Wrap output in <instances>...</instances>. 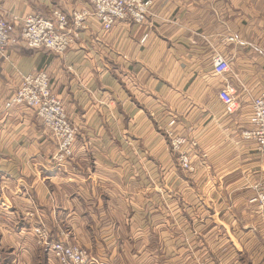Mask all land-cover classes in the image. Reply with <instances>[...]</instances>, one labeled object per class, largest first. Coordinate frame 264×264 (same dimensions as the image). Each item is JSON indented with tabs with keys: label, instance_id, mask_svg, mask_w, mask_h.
Returning a JSON list of instances; mask_svg holds the SVG:
<instances>
[{
	"label": "crops",
	"instance_id": "crops-1",
	"mask_svg": "<svg viewBox=\"0 0 264 264\" xmlns=\"http://www.w3.org/2000/svg\"><path fill=\"white\" fill-rule=\"evenodd\" d=\"M151 1L139 24L104 31L89 18L57 54L25 46L22 17L89 9V0H0L11 30L0 55L1 246L22 247L43 224L108 264H195L198 253L253 264L264 221L249 197L264 187V154L242 132L264 93V0ZM216 53L229 60L225 75L213 71ZM36 71L77 128L65 165L33 109L5 107L20 75ZM225 82L233 114L217 95ZM169 132L196 144L193 170Z\"/></svg>",
	"mask_w": 264,
	"mask_h": 264
},
{
	"label": "built area",
	"instance_id": "built-area-1",
	"mask_svg": "<svg viewBox=\"0 0 264 264\" xmlns=\"http://www.w3.org/2000/svg\"><path fill=\"white\" fill-rule=\"evenodd\" d=\"M151 0H89V9L65 12L52 9L51 16L30 13L21 19V38L30 49L47 48L56 53H63L77 37V30L84 27L89 18L95 19L103 29H110L117 21L141 23L151 12ZM146 35L141 39L144 41ZM229 39H234L230 37ZM10 44V27L6 18L0 16V55L4 56ZM213 71L225 75L230 70V63L220 53L213 56ZM218 97L224 105L225 112L233 114L239 107L234 87L225 82L218 91ZM30 106L35 109L43 123L52 130L58 142L55 160L65 165L73 156L75 128L66 118L63 103L56 98L49 86L45 72H29L21 75V82L16 93L6 102ZM174 123L171 120L169 124ZM250 128L242 132L245 139L255 142L258 151L264 154V93L251 100ZM171 136V147L179 154L181 167L194 169L189 149L196 146L183 136ZM197 147V146H196ZM249 197V202L257 208L264 221V187L257 185ZM36 243L43 251L51 255L58 264H108L89 253L78 244H72L63 238H52L49 229L39 224L32 228ZM63 233H61L62 235ZM196 264V263H195Z\"/></svg>",
	"mask_w": 264,
	"mask_h": 264
},
{
	"label": "rangeland",
	"instance_id": "rangeland-1",
	"mask_svg": "<svg viewBox=\"0 0 264 264\" xmlns=\"http://www.w3.org/2000/svg\"><path fill=\"white\" fill-rule=\"evenodd\" d=\"M150 14H151V12H150ZM148 15L149 14H147L146 17ZM46 17H48V16H46ZM146 17H145V19H146ZM145 19L143 21H145ZM9 27H10V25H9ZM101 29L104 31L109 30V29H103L102 26H101ZM10 32H11V30H10ZM72 44L63 53H65L72 46ZM45 49H47V48H45ZM48 50H50V49H48ZM50 51H52V50H50ZM52 52H54V51H52ZM54 53H56V52H54ZM57 54H60V53H57ZM37 72H45L48 75V73L46 71H36L35 73H37ZM48 78H49V86L52 90L49 75H48ZM52 93L56 98H58L63 103L66 118L68 119L69 123L75 128V139H74V143H75L77 128L74 125V123L71 121V119L69 118V115L67 113V110H66V107L64 105L63 100L61 98H59L57 95H55L53 91H52ZM27 107L33 109V111L37 114V112L35 111V109L33 107H30V106H27ZM37 116H38V114H37ZM38 117L40 119H42L40 116H38ZM43 125H44V128L47 131H49L51 133V135L54 137L52 130L50 128H48L45 123H43ZM54 139H55L56 145H57L56 146V152L54 154V156H55L56 153L58 152L59 146H58V142H57L55 137H54ZM31 233L33 234V232H30V234ZM23 235L21 236V238L24 239L23 241H25V243L22 245V247H16V246L12 245L11 242H5V246H1V244H0V264H58L57 261L51 255H49L47 252L43 251V248H41L39 246V244L36 243V238L34 235H33L34 238H33V236L29 235L28 233L23 234ZM28 235L30 237H28ZM33 239H34L35 243H34ZM26 243L28 246L30 245L31 248L28 247L26 245ZM35 244L37 246H35ZM255 256L256 257H252V259L250 260V261H253V264H264V243H262L260 248H258V253ZM195 263L196 264H222L218 259H211V258L205 256L204 254H199V253L196 255Z\"/></svg>",
	"mask_w": 264,
	"mask_h": 264
}]
</instances>
